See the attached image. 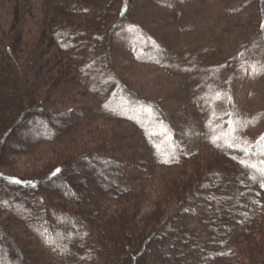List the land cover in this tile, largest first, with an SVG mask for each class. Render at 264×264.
Returning a JSON list of instances; mask_svg holds the SVG:
<instances>
[{
  "label": "rangeland",
  "instance_id": "1",
  "mask_svg": "<svg viewBox=\"0 0 264 264\" xmlns=\"http://www.w3.org/2000/svg\"><path fill=\"white\" fill-rule=\"evenodd\" d=\"M98 1L103 7L113 1L108 16L112 24L123 19L119 13L128 4L127 20L111 45L100 44L98 38L85 41L80 60H72L70 67L68 59L77 48L61 52L41 45V32L49 26L45 0H33L32 15L23 12L18 50L23 66L44 52L38 64L57 62L52 73L63 75H55L53 83L58 84L43 86L39 95L71 125L54 141L13 157L6 171L28 176L73 155L102 153L122 171L133 168L128 171L135 186L144 188L146 196L136 199L132 210L141 209L138 220L153 210L154 201H164L161 226L176 227L182 224L179 217L188 214L190 229L196 227L195 208L180 207L172 197L157 198L164 187L162 166L183 153H215L221 146L247 149L245 156L254 159L264 152V0ZM13 16L14 2L0 5L2 39L9 38ZM90 16L78 15L82 26ZM37 70L30 78L38 84L44 71ZM141 162L156 173L143 178L135 169ZM2 195L8 197L4 189ZM188 260L197 264L192 257Z\"/></svg>",
  "mask_w": 264,
  "mask_h": 264
},
{
  "label": "trees",
  "instance_id": "2",
  "mask_svg": "<svg viewBox=\"0 0 264 264\" xmlns=\"http://www.w3.org/2000/svg\"><path fill=\"white\" fill-rule=\"evenodd\" d=\"M6 1L0 0V5ZM11 1V32L8 39L0 37V189L8 196H0V264H188L191 257L197 264H264V176L258 171L264 167V152L254 159L238 147L221 146L215 153H183L162 166L164 187L157 198L172 197L180 207L195 208L198 217L192 230L188 214L179 217L182 224L176 227L161 226L164 201H154L153 210L138 220L141 209L132 210L136 199L146 196L144 188L135 186L129 175L133 168L122 171L102 153L73 155L28 176L6 171L13 157L54 141L71 125L63 112L47 108L40 97L43 86L59 82L53 83L61 73H52L57 62L38 64L44 52L23 66L18 51L23 12L34 13L33 0ZM44 4L49 26L41 32V45L61 52L77 48L67 67L80 60L85 41L114 43L129 9L123 3V19L112 24L108 16L113 1L107 7L98 0ZM79 14L96 15L98 20L90 16L82 26ZM37 67V72L44 71L38 84L30 78ZM241 159L257 168L244 167ZM138 165L135 169L143 178L156 173L145 162ZM114 204L117 208L109 207Z\"/></svg>",
  "mask_w": 264,
  "mask_h": 264
},
{
  "label": "snow or ice",
  "instance_id": "3",
  "mask_svg": "<svg viewBox=\"0 0 264 264\" xmlns=\"http://www.w3.org/2000/svg\"><path fill=\"white\" fill-rule=\"evenodd\" d=\"M260 139H261V140H264V136H262ZM241 151L246 152L247 149H241ZM240 163H241L244 167H246V168H253V169L257 168V165H256V164H248V163H247L245 160H243V159L240 160ZM261 163L264 164V160H262ZM59 171H60V169H57L56 172L53 173V175H56V173H58ZM258 171L261 173L262 176H264V167L259 168ZM16 182H17V183H20V181H18V180H17ZM261 186L264 187V184H262Z\"/></svg>",
  "mask_w": 264,
  "mask_h": 264
}]
</instances>
